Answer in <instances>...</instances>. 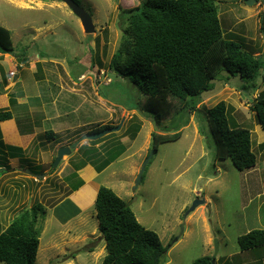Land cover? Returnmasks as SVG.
Returning a JSON list of instances; mask_svg holds the SVG:
<instances>
[{
    "label": "rangeland",
    "instance_id": "1",
    "mask_svg": "<svg viewBox=\"0 0 264 264\" xmlns=\"http://www.w3.org/2000/svg\"><path fill=\"white\" fill-rule=\"evenodd\" d=\"M75 1L92 16L94 34H85L80 20L63 2L0 0V26L11 32L15 52L8 55L14 60L21 56L25 64L15 76L14 81L20 84L11 94H28V105L21 104L17 110L30 107L34 113L33 120L28 118L31 124L19 117V126L45 128L44 140L51 143L47 134L52 131L57 134L55 142L68 146L86 138L88 131L122 124L119 131L105 136L96 147L114 142L117 150L120 146L127 150L99 173L94 183L112 189L129 203L138 221L156 232L164 246H170L166 264H193L201 257L213 258L216 240V264H264V247L236 255L242 252L238 242L242 235L264 229V130L252 111L253 100L264 91V76L258 80L259 88L248 93L241 90L243 82L239 77L226 80L229 74L219 69L222 73H218L215 90L202 96L199 111L187 110L181 120L182 107L172 99L175 108L170 115L154 123L146 113V96L110 67L125 34L120 20L122 10L148 0ZM218 5L225 38L255 54L260 51L264 60V0H256L253 6L247 0H218ZM10 65L14 67L9 60L4 62V73H9ZM7 91L1 84L0 93ZM222 101L236 122L252 130V148L257 155L252 169L239 171L230 159H216L204 112ZM137 125L141 130L132 139L129 128ZM55 128L62 130L55 134ZM176 133H180L179 139L158 145L136 188L141 166L154 151L153 135ZM2 134L0 127L1 137ZM92 143L82 141L57 168H53L58 156L54 142L48 148L51 152L39 160L30 158L26 165L24 161L15 163V170L11 166L0 168V234L22 210L36 203L47 209L37 264L104 261L106 242L99 231L95 204L89 206L95 190H88L86 197H74L86 209L84 213L53 211L79 186L73 162L83 167L81 147H92ZM33 150L34 146L28 156ZM41 171L47 176L36 179L33 175ZM51 171L55 172L50 174ZM68 175L71 176L67 178ZM196 200L205 202L188 214ZM54 212L59 213L60 220L53 216Z\"/></svg>",
    "mask_w": 264,
    "mask_h": 264
},
{
    "label": "trees",
    "instance_id": "2",
    "mask_svg": "<svg viewBox=\"0 0 264 264\" xmlns=\"http://www.w3.org/2000/svg\"><path fill=\"white\" fill-rule=\"evenodd\" d=\"M122 11L120 20L121 26H125V34L110 67L146 96V113L154 123L170 115L175 108L172 99L182 107L181 120L187 110L199 111L202 96L215 90V81L221 72L219 69L229 74L226 80L230 76L239 77L243 82L240 86L243 92H255L259 88L257 83L264 76V60L240 43L225 38L218 0H148ZM262 32L264 34V28ZM90 51L94 52L93 48ZM0 53H15L11 32L1 26ZM16 57L19 62L23 61L21 56ZM253 101L252 111L264 130V91ZM229 109L223 101L205 109L209 143L215 144L216 159H230L237 170L246 171L257 164V155L252 148V130L236 122ZM12 118L10 111L0 112V121ZM109 128L112 126H103L89 135ZM129 130L132 139H136L141 128L137 125ZM54 137L49 131L47 139L54 140ZM153 137L156 153L159 144L181 136L176 133L173 136L154 134ZM1 138L0 168L9 169L8 159L21 157L23 151L5 146ZM106 138L92 141V147L82 145L83 167L91 164L102 172L124 153L126 147L120 146L117 150L114 142L96 147ZM73 164L76 170L83 168L75 162ZM95 208L100 222L99 231L106 242L102 264H166L170 246H164L156 232L144 227L130 204L112 189L100 187ZM46 216L44 205L36 203L12 220L0 234V263L37 264L42 222ZM238 242L243 252L264 247V229L250 231ZM212 259L201 257L193 264H212Z\"/></svg>",
    "mask_w": 264,
    "mask_h": 264
},
{
    "label": "crops",
    "instance_id": "3",
    "mask_svg": "<svg viewBox=\"0 0 264 264\" xmlns=\"http://www.w3.org/2000/svg\"><path fill=\"white\" fill-rule=\"evenodd\" d=\"M256 54L261 55L262 53L259 51ZM8 57H11V58H8ZM7 60H9V62L11 64H13L14 67H12L10 65L9 73L5 72L6 73L5 74L3 71V69L5 67H3L2 65ZM18 63H19L18 59L14 60V57H12L8 54H1L0 53V85L4 83L5 88L8 90L6 92V94L0 93V112L1 111H10L12 116H13L12 119L0 121L1 131L3 132L1 141L3 142V144L5 146L16 147V148H19L23 151V155L21 157L8 159V165L11 166L13 168V170H15V167L17 166V164L19 165L23 161L25 162V165H26V163H28V160L30 158L31 159L34 158V159L39 160V157H41L42 155H44L48 152H51L50 149H48V148L51 147L53 142L57 143L55 146V149L59 150L60 148L64 147L63 145H61L62 142H60V141L55 142L54 141L57 138L56 133L60 132L62 129L57 131L58 128H55V131H57V132H55L53 130L56 135L54 137V140H51V143H50L49 141L44 140L43 133L47 131L45 128H42V127H33L32 128L30 125H27L28 127H26V128L22 127V125L19 126V117L23 121H26L29 124H31L29 122L28 118L33 120L34 113H32V109H30V107H25L22 110L21 109L17 110V107L21 104L23 107L26 106V104L28 105V103H27L28 102L27 100L29 98L28 94L19 92L20 97L17 96L18 95L17 93H16V97H14L13 94H11L14 91L13 89L15 87H17V85L20 84L17 82V80L14 81L15 77H12V78L10 77V72L16 69V65ZM1 71L3 72L2 73L3 75L1 74ZM4 77H7V78H4ZM24 88H25V85H24V87H22V89H24ZM22 91L25 92L24 90H22ZM39 97H40V95H39ZM12 100H14L15 102L13 103ZM33 124H35V123L33 122ZM60 128H63V127L60 126ZM90 132L91 131H88L87 134H89ZM45 143L47 144L46 147L44 146ZM100 145H103V143ZM33 146H34V150H33L32 154H30V156H28L29 155L28 152L31 148H33ZM126 150L124 151V153L126 152ZM6 152H9V151L6 150ZM0 156H2V154H0ZM15 163H17V164H15ZM25 165H23V166L26 167ZM92 167L93 166L91 164H88L85 167L76 171V173L78 172V174H79L78 176L80 178V184L77 187L78 189L77 188L74 189L75 193L74 192L71 193L68 197L64 198L61 202H59L57 204V206L54 207L53 211L56 212L58 209H60L59 211H66L67 213L68 212L69 213H76V214L84 213L86 211V209L83 208L78 202H76V199H74V197L77 194H81V195L86 197L88 194V190H90V189L95 190L93 193L95 195V197H94V201H93L94 203L91 202L89 204V206L95 204L96 196L98 194L100 186L98 184H95L94 181H95V178L97 176L99 177V175H100L99 173H101V172H98L97 170L95 172L93 169H91ZM93 168H95V167H93ZM88 169H90V171H88ZM1 171H3V170H1ZM39 174H41V173H38L37 175H39ZM70 176L71 175H68L66 177H70ZM70 199H72L73 202L76 203L78 206L76 204H74ZM55 212L53 213V216L60 220L61 218L59 216V213L57 214ZM243 253L248 254V251H244V252L242 251L241 253L236 254V255H240V254L243 255ZM263 261H264V258H263ZM246 262H247V259H246Z\"/></svg>",
    "mask_w": 264,
    "mask_h": 264
},
{
    "label": "water",
    "instance_id": "4",
    "mask_svg": "<svg viewBox=\"0 0 264 264\" xmlns=\"http://www.w3.org/2000/svg\"><path fill=\"white\" fill-rule=\"evenodd\" d=\"M43 1H60L66 4V6L68 8L71 9L72 13L80 20V23L82 25V28L85 32V34L87 35H91L94 34L96 32V27H95V23L94 20L92 18V16L84 9L82 8L75 0H43ZM256 3V0H247V4H249L250 6H253ZM122 127V124L117 126V127H112L106 130H103L101 132L95 133V134H90L88 135L86 138H81L78 141L73 142L72 144L68 145V146H64L62 148H60L58 150V156L55 160L54 163V167L53 168H57L59 166V164L61 163V161L66 157V156H70L73 152V150L80 145V143L84 140H89V141H97L105 136H107L110 133L119 131ZM154 156V151H151L148 158L146 159V161L144 162V164L141 166V169L139 171V174L137 176V180H136V188L140 185V183L142 182L143 179V175L144 172L146 170V166L147 164L150 162L151 158ZM2 169H0L1 171ZM27 172L29 173V171L27 170ZM36 179H43L45 176H47V174H41V175H33ZM205 201H199L196 200L192 207L190 208L188 214L192 211H194L197 206H199L201 203H204ZM183 234V233H182ZM215 248H216V252H215V256L212 259V264H216L215 261V257L218 254L219 251V243L216 240L215 241Z\"/></svg>",
    "mask_w": 264,
    "mask_h": 264
},
{
    "label": "built area",
    "instance_id": "5",
    "mask_svg": "<svg viewBox=\"0 0 264 264\" xmlns=\"http://www.w3.org/2000/svg\"><path fill=\"white\" fill-rule=\"evenodd\" d=\"M24 65H25L24 63L19 62V63L16 65V69L10 72V77H11V78H12V77H15V76L17 75L19 69H20V68L22 69V68L24 67Z\"/></svg>",
    "mask_w": 264,
    "mask_h": 264
}]
</instances>
